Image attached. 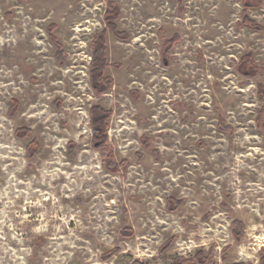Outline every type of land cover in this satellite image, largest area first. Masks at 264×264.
I'll use <instances>...</instances> for the list:
<instances>
[{
	"label": "rangeland",
	"instance_id": "rangeland-1",
	"mask_svg": "<svg viewBox=\"0 0 264 264\" xmlns=\"http://www.w3.org/2000/svg\"><path fill=\"white\" fill-rule=\"evenodd\" d=\"M108 1L129 37L107 30L97 92ZM245 16L264 27V0H0V264H260L264 31Z\"/></svg>",
	"mask_w": 264,
	"mask_h": 264
},
{
	"label": "trees",
	"instance_id": "trees-1",
	"mask_svg": "<svg viewBox=\"0 0 264 264\" xmlns=\"http://www.w3.org/2000/svg\"><path fill=\"white\" fill-rule=\"evenodd\" d=\"M121 14L120 9L114 5L112 1H108L107 10L104 15V21L106 23L105 30L96 38L95 42L92 45V61H91V81L92 86L94 90L97 92H102V90H105L107 88H110L112 86V79L108 76H105V69L109 66V63L107 61L106 57V33L107 30H111L116 36L127 39L129 36L122 31L118 30V26L116 21L119 19ZM244 21L249 25L250 28L258 29L264 31V27L259 25L255 20L249 18L248 16H245ZM55 29L54 25H51L49 27V34L52 43L57 49V58L59 61L64 60V52L62 49V44L58 41L57 37L52 33ZM174 40L171 39L169 42H173ZM248 61L251 64V56H247L244 60ZM252 70H256L253 66ZM260 93L264 94V90L262 87H260ZM264 109V108H263ZM91 125L94 132L93 141L94 145L97 148H103L105 152L108 153L107 161H106V167L113 170H119L124 164L125 161L119 163L116 161L114 152L112 150V147L109 145L108 140V128H109V119L111 117V111H108L104 109L101 106H93L91 108ZM19 135H26L29 133V130L25 127L19 128L16 132ZM177 204H181V201H179ZM234 225L236 226V231H234V235L238 241H240L244 235L243 230V223L242 221L235 220ZM238 230V231H237ZM126 232V230L124 231ZM129 234L132 233V230H128ZM191 260V259H189ZM192 260H198V261H204V254L203 252H198L194 259ZM187 259L184 257H177L171 264H185ZM134 264H141L139 261H135ZM234 264H249L245 262L240 263H234ZM260 264H264V248L261 250L260 253Z\"/></svg>",
	"mask_w": 264,
	"mask_h": 264
}]
</instances>
